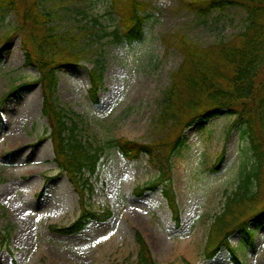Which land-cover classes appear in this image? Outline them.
I'll return each instance as SVG.
<instances>
[{
    "label": "rangeland",
    "instance_id": "1",
    "mask_svg": "<svg viewBox=\"0 0 264 264\" xmlns=\"http://www.w3.org/2000/svg\"><path fill=\"white\" fill-rule=\"evenodd\" d=\"M40 1L46 26L56 34L91 29V35L81 36L88 55L78 66L56 71L54 99L77 124V135L104 147L95 173H84L91 186L84 202L85 210H108L111 216L104 222L88 220L70 235L50 229L77 220L79 197L53 162L38 73L24 64L23 33L12 32L19 19L13 12L0 14V36L7 31L11 36L0 58V102L8 95L0 103V232L8 236L0 247V264H136L135 232L156 264H234L225 246L212 259L205 257L211 251L206 246L216 217L253 164L240 126L232 127L233 117L223 114L184 131V146L170 163L178 226L161 188L139 197L133 194L157 178L158 163L145 154L127 160L106 144L125 139L150 145L160 139L153 124L169 74L182 61L176 48L162 42L164 36L182 33L201 47L213 45L242 32L245 14L237 8L213 11L203 23L180 6L181 0H140L148 16L143 38L128 44L111 35L119 21L118 13L110 10L112 0ZM93 20L98 21L94 28ZM95 66L104 70L93 101L87 72ZM20 85L22 90H16ZM251 190L257 192L255 200L232 210L239 222L264 212V181ZM249 228L252 246L243 242L241 229L228 243L239 264H264V221L261 226L249 223Z\"/></svg>",
    "mask_w": 264,
    "mask_h": 264
},
{
    "label": "trees",
    "instance_id": "2",
    "mask_svg": "<svg viewBox=\"0 0 264 264\" xmlns=\"http://www.w3.org/2000/svg\"><path fill=\"white\" fill-rule=\"evenodd\" d=\"M41 5L40 0H0V14L13 12L19 19L12 32L23 33L24 64L38 73L37 83L42 92L41 114L49 123L47 139L52 146L53 162L59 169V175L67 177L79 197L81 211L77 220L65 228L50 226L55 232L70 235L79 232L88 220L104 222L111 216L108 210L101 213L85 210L84 202V192H91L89 181L83 178L84 173H95L104 147L94 146L77 135V124L71 122L54 99L56 71L76 67L88 55V47H83L81 36L91 35V29L81 27L80 34H56L46 26ZM111 6L113 10H110L119 16L116 30L111 34L114 39L128 44L140 41L143 23L148 18L145 15L146 4L140 0H112ZM180 6L203 23L213 11L237 8L245 14L246 24L239 34L205 47L195 44L182 33L164 36L162 42L168 48H176L182 61L169 74V85L153 124V128L161 133L160 139L150 145L116 139L107 142L106 146L117 148L127 160H136L145 154L151 163H158L157 178L145 187L136 188L133 194L139 197L146 191L161 188V196L178 226L180 213L171 188L170 163L184 146V131L195 123L209 122L223 114L233 117L232 127L240 126L241 137L248 144L253 164L237 190L226 198L223 213L216 217L206 246L211 251L205 257L212 259L225 246L234 264H239L228 238L241 229L243 242L252 246L254 235L249 223L261 226L264 221V212L239 222L232 211L244 202L252 203L257 193L251 190L253 184L258 186L264 181V0H181ZM93 21L94 28L98 21ZM10 38L8 31L0 36V58ZM103 70V67L95 66L87 72L90 80L88 94L93 101H96L103 80ZM22 88L20 85L16 90ZM222 160L223 154L217 159L215 169ZM135 239L138 245L136 264H156L139 232H135ZM7 242L8 236L0 232V247Z\"/></svg>",
    "mask_w": 264,
    "mask_h": 264
},
{
    "label": "snow or ice",
    "instance_id": "3",
    "mask_svg": "<svg viewBox=\"0 0 264 264\" xmlns=\"http://www.w3.org/2000/svg\"><path fill=\"white\" fill-rule=\"evenodd\" d=\"M107 237H104V239H106Z\"/></svg>",
    "mask_w": 264,
    "mask_h": 264
},
{
    "label": "bare ground",
    "instance_id": "4",
    "mask_svg": "<svg viewBox=\"0 0 264 264\" xmlns=\"http://www.w3.org/2000/svg\"><path fill=\"white\" fill-rule=\"evenodd\" d=\"M17 141H19V140H17ZM17 141H15V142H17Z\"/></svg>",
    "mask_w": 264,
    "mask_h": 264
}]
</instances>
